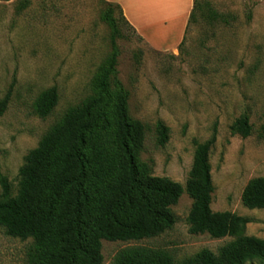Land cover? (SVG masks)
<instances>
[{
  "label": "rangeland",
  "instance_id": "rangeland-1",
  "mask_svg": "<svg viewBox=\"0 0 264 264\" xmlns=\"http://www.w3.org/2000/svg\"><path fill=\"white\" fill-rule=\"evenodd\" d=\"M52 87L57 103L41 118L38 97ZM8 92L0 116V176L12 197L24 157L70 110L99 97L112 105L125 95L128 118L145 128L138 159L148 175L184 187L195 143L215 133L210 208L248 219L243 234L264 239V209H247L241 201L249 180L264 177V0H195L182 42L162 50L150 47L105 0H0V101ZM241 117L252 128L246 138L230 132ZM158 122L168 129L164 146L156 142ZM191 204L182 194L170 208L173 227L157 237L101 241V264H115L121 252L135 248L165 252L179 264L234 240L190 234ZM31 245L0 227V264H26Z\"/></svg>",
  "mask_w": 264,
  "mask_h": 264
},
{
  "label": "trees",
  "instance_id": "trees-1",
  "mask_svg": "<svg viewBox=\"0 0 264 264\" xmlns=\"http://www.w3.org/2000/svg\"><path fill=\"white\" fill-rule=\"evenodd\" d=\"M111 4L120 8L108 2ZM194 9L195 0L190 18ZM115 58L113 53L110 68ZM107 78V72L101 75L102 93ZM9 96L10 92L0 101V116ZM57 98L54 87L40 94L39 117L50 114ZM125 100V95H118L112 105H104L99 97L70 110L24 157L16 196H11L9 182L0 176V227L9 237L32 241L26 264H101L103 240L140 241L170 230L174 225L170 208L184 193L192 200L187 216L190 234L234 240L216 252L201 250L179 264H264V239L243 234L249 220L210 208L214 189L209 155L215 133L209 140L195 143L184 187L166 178L150 177L147 166L138 159L145 128L128 118ZM156 132L157 144L164 146L167 127L158 122ZM230 132L246 138L252 128L241 117L230 126ZM259 136L264 138V125ZM241 201L247 209H264V177L249 180ZM115 264L175 263L165 252L135 248L121 252Z\"/></svg>",
  "mask_w": 264,
  "mask_h": 264
},
{
  "label": "crops",
  "instance_id": "crops-1",
  "mask_svg": "<svg viewBox=\"0 0 264 264\" xmlns=\"http://www.w3.org/2000/svg\"><path fill=\"white\" fill-rule=\"evenodd\" d=\"M105 1L118 5L128 25L156 50L182 42L194 3V0Z\"/></svg>",
  "mask_w": 264,
  "mask_h": 264
}]
</instances>
